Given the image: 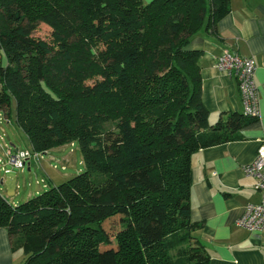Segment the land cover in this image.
Instances as JSON below:
<instances>
[{"label": "trees", "instance_id": "16d2710c", "mask_svg": "<svg viewBox=\"0 0 264 264\" xmlns=\"http://www.w3.org/2000/svg\"><path fill=\"white\" fill-rule=\"evenodd\" d=\"M229 11L230 0H0V111L14 104L32 151L76 143L84 166L14 205L0 193L22 264L208 263L193 236L203 222L190 220L191 155L256 118L209 122L202 53L188 46Z\"/></svg>", "mask_w": 264, "mask_h": 264}, {"label": "crops", "instance_id": "0c3cea01", "mask_svg": "<svg viewBox=\"0 0 264 264\" xmlns=\"http://www.w3.org/2000/svg\"><path fill=\"white\" fill-rule=\"evenodd\" d=\"M188 47L202 53L200 99L211 124L230 112L242 113L243 108L235 78L214 66L216 57L228 50L255 59L259 116L239 130V139L191 155L189 204L190 220L203 222L193 236L206 250L207 264H264V230H247L236 224L244 206L260 200L255 179L244 174V167L264 141V0H230V11L217 22L216 33L201 29ZM12 199L7 198L16 204ZM23 259L22 250L10 248L7 232L0 227V264H22Z\"/></svg>", "mask_w": 264, "mask_h": 264}, {"label": "rangeland", "instance_id": "374dc122", "mask_svg": "<svg viewBox=\"0 0 264 264\" xmlns=\"http://www.w3.org/2000/svg\"><path fill=\"white\" fill-rule=\"evenodd\" d=\"M37 38L49 41L51 39V29L45 24H38L33 32ZM0 158L3 156L1 148L2 142L18 147L20 149L29 148V142L23 132L15 124L14 104L10 106L9 118L0 123ZM36 152V151H35ZM42 158L33 159L30 162L29 169L24 170L10 168V172L4 173L0 169V193H5L6 197H13V202H22L26 200V194L34 191H43L47 182L58 185L84 169L82 158L76 143H64L52 147L44 152ZM2 162H0V166ZM2 181V180H1ZM48 185V184H47ZM46 185V187H47ZM117 220L110 221L106 224L108 230L117 227Z\"/></svg>", "mask_w": 264, "mask_h": 264}, {"label": "built area", "instance_id": "2783aa9c", "mask_svg": "<svg viewBox=\"0 0 264 264\" xmlns=\"http://www.w3.org/2000/svg\"><path fill=\"white\" fill-rule=\"evenodd\" d=\"M214 66L235 78L243 104L242 114L257 118L259 107L255 84L256 63L254 57L223 50L216 57ZM4 121H6V116L0 111V123ZM1 148L4 154L0 158V162H2L0 169L4 173L10 172V168L6 167L7 165L20 171L26 167L29 169L30 162L33 159L42 158L43 155L32 151L30 148L20 149L5 142H2ZM244 174L255 179L260 200L257 203H247L241 215L236 219V224L247 230H264V141H260L256 148L255 157L244 167Z\"/></svg>", "mask_w": 264, "mask_h": 264}]
</instances>
